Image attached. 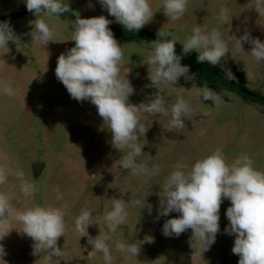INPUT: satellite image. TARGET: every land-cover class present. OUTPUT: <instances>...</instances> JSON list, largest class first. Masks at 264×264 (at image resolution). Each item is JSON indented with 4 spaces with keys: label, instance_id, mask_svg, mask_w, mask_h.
Here are the masks:
<instances>
[{
    "label": "rangeland",
    "instance_id": "obj_1",
    "mask_svg": "<svg viewBox=\"0 0 264 264\" xmlns=\"http://www.w3.org/2000/svg\"><path fill=\"white\" fill-rule=\"evenodd\" d=\"M61 2L81 18L103 15L111 24L117 23L99 0ZM163 2L150 0L154 15L144 26L146 29L153 33L161 30L181 44L197 25L208 31L217 29L229 49L221 61L224 68L241 74L250 89L264 94V61L255 60L249 43H242L243 51L237 47L238 39L245 33L264 42V12L255 10L256 0H188L187 10L178 21L164 15ZM222 6L230 11L227 23L218 19ZM26 10L25 0H0V16ZM36 19L29 11L13 18L10 25L16 39L9 41L8 47H0V154L7 156V160L0 158V166L22 170L23 181L35 184L36 192L25 197L20 191L23 181L9 177L0 185V193L8 195L18 210L67 204V227L65 236L57 242L62 254L48 260L47 252L33 254L34 241L20 232L23 225L13 220L10 234L0 241L7 253L0 264H105L102 252L92 251L88 236H83L86 232L74 230L81 210L89 211L94 221L86 229L89 236L111 237L106 243L112 264H238L239 257L232 253L235 237L225 232L229 224L225 213L231 203L228 199L221 204L220 232L215 243L202 253V244L198 239L192 240L191 229L178 238L164 236V222L178 218L180 213L160 216L158 211L166 178L176 165L190 168L216 148L223 151L229 164L246 153L254 161L253 167L264 172V106L247 102L232 91L213 90L220 99L215 102L201 99L193 105L196 114L185 118L184 129L169 130L170 112L143 114L141 123L148 130L140 138L143 154L137 162L149 170L155 169L156 174L134 175L120 166L127 149L113 147L111 132L96 107L88 100L72 99L56 78L58 57L75 46L70 20L41 16L54 33L52 41L42 46L29 35ZM153 41L156 40L145 38L120 45L123 64L130 69L127 78L134 88L129 101L138 105L160 91L169 106L179 98L191 104L196 88L200 87L195 81L180 77L174 85L151 86L149 71L155 66L149 69L147 58L154 50ZM126 74V70L122 72ZM5 83L12 87L14 95L4 94ZM35 162L44 164L37 176L32 167ZM56 189L62 200L56 199ZM114 198L125 201L128 215L112 232L104 217L111 211ZM137 201H144L145 206L141 208ZM147 205H151L150 211ZM116 242L138 243L140 254L135 257L121 253L116 250Z\"/></svg>",
    "mask_w": 264,
    "mask_h": 264
},
{
    "label": "clouds",
    "instance_id": "obj_2",
    "mask_svg": "<svg viewBox=\"0 0 264 264\" xmlns=\"http://www.w3.org/2000/svg\"><path fill=\"white\" fill-rule=\"evenodd\" d=\"M25 3L27 10L37 17L32 22L33 28L29 35L33 42L45 46L52 41L54 33L41 16L61 17L70 12V7L61 0H25ZM99 3L129 32H138L153 19L150 0H99ZM187 5L188 0H164V15L171 21H178L184 16ZM255 10L260 14L264 12V0H256ZM230 18L229 9L222 6L218 19L221 23H227ZM111 23L103 15L91 18L78 16L74 21H68L73 28L71 40L75 41V46L60 54L55 75L72 99L78 102L88 100L96 107L98 115L111 132L113 147L121 151L127 149V154L120 160V166L131 170L134 175H155V169L149 170L145 164L137 162V158L143 154L140 138L148 130L141 123L142 115H168L170 112L169 130L184 129L185 118L196 114L193 105L201 99L215 102L220 96L205 83L196 88L191 104L179 98L169 106L160 91L148 98L147 102L138 105L131 103L129 97L133 95L134 88L127 78L130 69H126L123 64L122 47L109 27ZM157 36L160 39L152 42L154 50L147 58L149 69L155 66L153 71H149L151 86L167 83L174 85L180 77H184L186 81H194L196 74H189L190 67L182 65V57L176 53L177 41L162 40L164 32L161 30L157 32ZM15 39L10 22L0 21V47H8L9 41L14 42ZM243 42L252 45L250 53L257 62L264 61V42L245 33L238 39L237 47L241 51ZM182 50L184 54L195 50L198 53V63L219 65L229 81L236 80L231 69L224 68L221 63L229 49L217 29L208 31L197 25L183 42ZM125 70L127 74L122 75ZM3 92L8 96L14 95V90L6 83L3 85ZM0 158L7 160L6 154H0ZM253 163L252 158L245 153L229 164L223 151L216 148L190 168L177 164L166 178L158 215L168 216L172 212L180 215L164 222L163 235L178 238L191 229L192 240L198 239L202 244L201 253L207 251L220 232V208L223 200L228 199L231 203L225 213L229 221L225 232L235 237L232 253L239 257L238 264H264V172L255 169ZM9 177L23 181L24 172L0 166V185L5 184ZM20 191L25 197H31L36 192V186L23 181ZM56 192V199L62 200L63 196L58 189ZM137 203L141 208L145 206L144 201ZM147 207L150 211L151 205ZM66 209L67 204L62 207L36 205L18 210L12 205L8 195L0 193V241L10 234V223L15 220L23 225L20 232L34 241V255L47 252L48 260L59 257L62 250L57 242L66 233ZM127 215L125 201L112 199V209L104 217L108 230L114 232L124 223ZM92 224L94 221L91 213L81 210L75 219L74 230L86 232L83 236H88L92 251L102 252L105 264H112L113 257L106 243L111 237L89 236L86 229ZM191 246L193 247V243ZM115 247L117 251L135 257L141 250L140 245L135 242H116ZM6 254L3 244H0V260Z\"/></svg>",
    "mask_w": 264,
    "mask_h": 264
},
{
    "label": "trees",
    "instance_id": "obj_3",
    "mask_svg": "<svg viewBox=\"0 0 264 264\" xmlns=\"http://www.w3.org/2000/svg\"><path fill=\"white\" fill-rule=\"evenodd\" d=\"M27 11L28 10L15 13L10 16H0V21L10 22L13 18L22 15ZM61 16L66 19H69L70 21H74L78 17L71 12L65 13ZM109 27L114 33V36L120 45L125 41L129 40H143L145 38L153 40L160 39V37L157 36V33H153L145 27H143L138 32H129L118 22L116 24L109 25ZM161 39L163 40L173 38L164 34V37H162ZM175 48L177 55H180L182 57L181 64L190 67L189 74H196V78L194 81L198 86L202 87L206 83L208 87L212 90L232 91L237 93L239 96L242 97L243 100L247 102L259 103L264 106V94L258 90L250 89L247 84V79L241 74L235 73L234 75L236 77V80L229 81L225 76L224 70L219 65L212 66L207 62L198 63V53L195 50L191 51L188 54H184L182 50V44L178 41L176 43Z\"/></svg>",
    "mask_w": 264,
    "mask_h": 264
},
{
    "label": "water",
    "instance_id": "obj_4",
    "mask_svg": "<svg viewBox=\"0 0 264 264\" xmlns=\"http://www.w3.org/2000/svg\"><path fill=\"white\" fill-rule=\"evenodd\" d=\"M44 164L43 163H39V162H35L32 164L33 170H34V174L37 176L40 174L42 168H43Z\"/></svg>",
    "mask_w": 264,
    "mask_h": 264
}]
</instances>
